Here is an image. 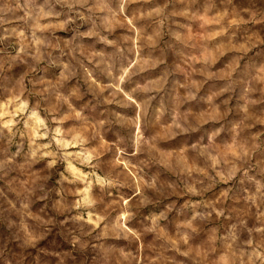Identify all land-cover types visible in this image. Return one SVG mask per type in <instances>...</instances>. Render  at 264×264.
<instances>
[{"label":"clouds","instance_id":"9594fccd","mask_svg":"<svg viewBox=\"0 0 264 264\" xmlns=\"http://www.w3.org/2000/svg\"><path fill=\"white\" fill-rule=\"evenodd\" d=\"M179 4L0 0V264H60L40 257L58 237L74 253L68 264H264L260 134L241 139L250 125L224 122L227 100L181 84L164 44L169 36L198 47L193 71L215 80L209 42L264 30V0L238 10L227 0L224 11L215 0ZM193 21L219 30L189 44ZM237 75L246 69L219 77L216 95L229 93ZM257 103L247 100L246 120ZM178 144L191 148L177 153ZM218 185L231 187L206 198ZM229 200L255 208L257 223L230 211ZM219 221L223 229L213 226Z\"/></svg>","mask_w":264,"mask_h":264},{"label":"rangeland","instance_id":"374dc122","mask_svg":"<svg viewBox=\"0 0 264 264\" xmlns=\"http://www.w3.org/2000/svg\"><path fill=\"white\" fill-rule=\"evenodd\" d=\"M203 2L204 0H197V4L194 5V7L200 8ZM226 2L227 0H215L216 7L219 11L225 10ZM243 2L244 0H232V5H235L238 10L239 6ZM173 4L175 5L177 11L182 8V5L179 4V0H173ZM232 5H229V7H232ZM178 19H180L181 23H186L182 17ZM202 24L203 21L191 22V35L197 37V40L194 42L190 41L189 44L203 43L200 40L201 37L207 35L209 32L219 30V25L214 24L207 26L206 31L205 28L201 26ZM151 34V31H149V35ZM183 34L185 36L189 35L187 29L184 30ZM249 40L255 42L256 46L251 48V50L246 53L240 51L239 46L246 44ZM168 43H171L176 55L172 70L174 75L180 79V83L186 84L193 82L200 85V91L202 93H206V96H215V100L213 101L214 103H221L222 101L227 100V104H222L221 107V110L225 112L224 122L237 124L244 121L246 124L250 125V127L242 134L241 139H250L253 135L259 133V154L264 155V124L256 122L259 119H264V92L260 91L261 88H264V83H258V80L264 78V30L248 32L246 35L238 36L237 39H234L231 42L223 36H218L214 41L209 42L210 51L216 58L215 65L213 66L214 71L217 73V78L215 80H207L206 77L199 71H193V68L198 69L200 67L199 56L201 53L198 47L193 48L181 45L172 40L171 37L165 36L164 44L167 45ZM221 51H223V55H220ZM193 58L196 59L193 67L190 68L189 63H192ZM236 65H240L246 69V77L239 78L237 75V77L234 78L232 90L229 93H226L223 96L216 95L220 92V88L223 86L219 77H222L226 73L230 72ZM188 73H191L190 77L188 76ZM249 86L256 89V91L250 94L247 93L246 89ZM248 99H256L259 103L249 106V118L246 120L245 113L242 111V108L247 103ZM208 110L209 106L205 105L201 109V112ZM207 126L208 125H205V127ZM232 140L233 138L231 135L227 136L221 144V147L231 144ZM185 146L189 149L191 148V144H178L174 146V150L178 153L180 149ZM56 179H59L58 175L54 176L52 183H55ZM223 187H231V185H218L212 193L206 194V198L210 197L212 200H219L220 191ZM177 199L183 201L184 197L180 196L177 197ZM226 207H228L230 211H235L240 214L247 213L250 226L257 223L255 220V208L249 209L247 206L237 208L235 202L232 200L227 201ZM141 211L143 212L144 210L142 209ZM28 223L34 227H39V225H37L33 220H29ZM213 226L221 229L225 227L223 221L215 222ZM70 253H72L71 246L63 245L58 237L56 246L45 242L40 250V257L43 260L56 258L59 259L60 264H68V261L71 259ZM148 254L149 253H146L145 255L147 256ZM72 255H74V253H72Z\"/></svg>","mask_w":264,"mask_h":264}]
</instances>
